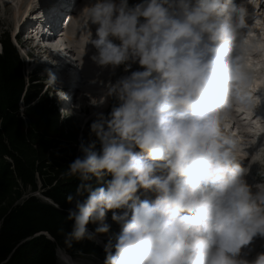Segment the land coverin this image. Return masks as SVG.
I'll return each mask as SVG.
<instances>
[{
    "label": "clouds",
    "instance_id": "9594fccd",
    "mask_svg": "<svg viewBox=\"0 0 264 264\" xmlns=\"http://www.w3.org/2000/svg\"><path fill=\"white\" fill-rule=\"evenodd\" d=\"M246 15L236 0H96L88 7V23L97 26L90 59L112 74L123 65L130 75L109 82L94 103L119 101L107 116L94 114L96 141L81 143L83 155L65 173L79 180L75 197H66L75 199L68 247L108 233L111 210L121 232L114 253L105 245L104 264H264V253L240 258L264 238V184L255 193L247 185L238 142L224 127L234 108L255 107ZM135 64L143 70L131 71ZM109 174L107 187L93 191L92 179ZM141 189L154 192V202L141 200Z\"/></svg>",
    "mask_w": 264,
    "mask_h": 264
},
{
    "label": "trees",
    "instance_id": "16d2710c",
    "mask_svg": "<svg viewBox=\"0 0 264 264\" xmlns=\"http://www.w3.org/2000/svg\"><path fill=\"white\" fill-rule=\"evenodd\" d=\"M0 44V264H57V247L70 255H100L94 241H73L71 247L65 243L74 223L67 219L68 212L75 207V199L68 203L66 197H75L79 183L65 173L83 155L81 143L87 146L96 137L89 127L82 130L71 120L61 121L59 110L41 95L43 86L34 84L37 78L26 80L10 35L3 33ZM38 178L52 204L34 196L18 204L22 189L37 191ZM87 195L76 199L83 201Z\"/></svg>",
    "mask_w": 264,
    "mask_h": 264
},
{
    "label": "rangeland",
    "instance_id": "374dc122",
    "mask_svg": "<svg viewBox=\"0 0 264 264\" xmlns=\"http://www.w3.org/2000/svg\"><path fill=\"white\" fill-rule=\"evenodd\" d=\"M118 2V0H117ZM141 0H129V5H135L137 3H140ZM96 3V0H76L75 4H71L70 5V9L73 10H78L80 11V13L82 14L81 17L80 15L75 16L74 18L72 17V21L70 22V27H71V23H74L76 25H81V30L82 28L86 31H89L91 37L92 35H94L93 33L96 32V25H90L88 23V17H87V13H88V7L92 4ZM65 8V5L62 4V2L60 0H0V36L4 33L5 35L8 34L10 35L11 38V42L13 43V46H15V48L17 49L22 63H23V67H24V75L27 81L31 80V78L33 77V75L37 78V82H35L34 84H38V85H42L43 86V90H42V94L46 97H48V100L50 101V103H52L57 110H59L61 108L58 107V101H59V97L58 95L60 94V92L65 88L64 86L59 85H55L52 84L55 82V79H58L59 81H63V79H65L66 83L67 81H70L72 78V73L70 72V77L69 78H65L62 77V80H60L59 78V74L55 73V66H45L48 67L47 71L45 72H41V71H37L38 69H43V64L45 63L46 58H44L45 52L41 51L42 53V57L36 58L35 55L32 54V52L30 51L33 43V41H26V37L23 36V38H20L18 41H16V35L18 34L17 31L19 30H25V29H29L31 27H36V26H40V27H47V25H53L54 27H61L64 26V23L66 21L67 18H64L66 14H63L62 11ZM80 9V10H79ZM86 13V15H83L84 13ZM51 14H54L55 16L51 17ZM70 15V14H69ZM51 17V18H50ZM64 18V19H63ZM63 19V21H62ZM70 20V19H69ZM8 22V23H6ZM62 28V27H61ZM77 28V26H76ZM94 30V32L92 31ZM48 32V36H50V40L51 43H53V41L55 40V42L58 44H52V46L55 48L56 46L61 48L62 45H67L69 47V44L71 46L74 47V53L67 51L66 53L69 55V57L71 59H74L76 61H81L86 62L87 64H91L94 65L95 63L90 59V55H93L95 52V49L92 47L91 44H89V40H87L86 38H82L80 40V42H78L80 44V47L77 46V44L72 43L73 39L69 40L68 38H62L59 37L57 34V31L55 30V32ZM56 37V39H55ZM67 40V42H65L64 40ZM114 43H119V41L113 40ZM257 43V42H256ZM256 43L254 44V46L256 45ZM37 48V47H36ZM58 48V49H59ZM0 52H1V47H0ZM31 52V53H30ZM88 54V55H87ZM80 58H79V57ZM76 57V59H75ZM254 58V57H253ZM253 58H251L253 60ZM250 59V60H251ZM255 59V58H254ZM48 65V64H47ZM59 66L57 65L56 68H58ZM92 69V73L96 76H91V79H103L106 82V85H108L109 82L111 83H115V81L121 77V76H126V75H130V72H125L124 71V66H120L115 74H112L109 70H101L97 65L94 66ZM135 70H143L142 68H140V66L138 64L133 65V68L131 69V71H135ZM55 71V72H54ZM52 72H54L53 74H51ZM89 72V70H88ZM50 74L51 76L54 77V80L52 81L50 79ZM98 76V77H97ZM255 77V76H254ZM257 77V76H256ZM264 77V76H263ZM111 78V79H109ZM259 78V76L257 77ZM255 78V79H257ZM254 79V78H253ZM254 79V80H255ZM79 86H82L85 84V82H79ZM68 84V83H67ZM59 86H61V90H59ZM68 86V85H67ZM100 86V87H98ZM83 88V87H82ZM81 88V91H82ZM104 88V89H103ZM67 90V89H66ZM107 90V86L103 85H96L95 86V90H93L92 94L89 95L90 98H88L87 96H85V93L83 92V104H84V109H86V114L81 113L79 114L78 112L75 113V115H63L61 114L60 110L59 113L61 114V121L65 122L66 120H71V123L73 124V126L78 127L80 129H85L87 127L90 128V125L92 123V121L96 118L95 117V113L98 112H103L105 115L107 114V112L109 111V107L114 106L116 104L119 103V101L117 100V98L115 96L109 97L107 99V103L105 106H101V107H97L95 106L94 103H96V101L99 100V98L105 94ZM72 97V95H71ZM75 97V96H74ZM75 99L77 100V102H81L82 100L78 99L75 97ZM232 124V121H231ZM237 126V125H236ZM233 125L230 127V130H232L235 133L237 131H241V129L237 130V127ZM235 128V129H234ZM229 130V129H228ZM79 143H81V136H79ZM138 151H140L138 149ZM264 155V153H262ZM249 156V155H248ZM253 156V155H251ZM262 156L258 155L254 156L252 158H261ZM240 163V161H239ZM253 173H250V175H252ZM264 174V172L262 173V175ZM261 175V176H262ZM256 178V183L253 185L254 187H257L258 185H260V180L262 178H260L258 176V172H256L253 175ZM111 179V175L109 177H103L102 179H96L94 177L93 181L95 182V187L94 190L100 188V187H107L106 181ZM39 178H38V183H37V191L33 192L31 190V188H27V189H22L23 190V197L21 200H18V204L21 203L22 201L30 198V197H37L38 199H40L43 202H46L48 204H52L51 200H48L47 198L44 197L43 192H45L44 190H42V185L39 182ZM249 184L254 183V178H248L246 180ZM264 184L263 182H261V185ZM140 194L139 195L141 198V200L146 199L148 197H150V192H145L144 189L140 190ZM143 195V196H142ZM154 195V194H153ZM152 197H155V195ZM105 222L107 224L110 225V230L108 233H101V234H97L94 240H89V241H94V243H96V245H98L102 251V253H100V255H84V254H73L70 255L68 252H66L65 250L63 251V249L58 248L55 250V255H56V261L57 264H104V260L106 257V253H105V245L109 244V242H111L112 245V251L114 253L115 251V244L117 242V237L119 235V233L121 232V226L119 224H117L116 222H114L112 220V211L109 210L106 214V220ZM88 230L90 232L94 231L96 225H93L91 223H89V225L87 226ZM46 236V238L48 240H50L51 242L54 241V239H52V237L45 233L44 234ZM245 249H242L244 252H257L259 251L257 254L259 253H264L262 252L263 250H260V248L264 249V238L259 237L258 242H256V240H254L253 243H251L250 245L244 247ZM256 254V256H257ZM255 256V257H256ZM255 259V258H253ZM251 259V260H253ZM250 260V261H251ZM8 261V260H7ZM4 262L5 263H7Z\"/></svg>",
    "mask_w": 264,
    "mask_h": 264
},
{
    "label": "bare ground",
    "instance_id": "6f19581e",
    "mask_svg": "<svg viewBox=\"0 0 264 264\" xmlns=\"http://www.w3.org/2000/svg\"><path fill=\"white\" fill-rule=\"evenodd\" d=\"M254 8V6L253 5H250L249 6V10H251V9H253ZM84 13V12H83ZM247 13H249V12H247ZM83 15H86V13H84ZM72 18V17H71ZM70 18V20L68 21L69 22V24H70V22L72 21V19ZM6 23H8V22H6ZM75 24L74 23H71V27L68 29V30H70V31H73L74 30V32H75V34H77V38H69V40L70 39H73V42L72 43H75V44H77V46L78 47H80V44L78 43V42H80V40L82 39V38H86L87 40H90V38L91 37H89V36H91L89 33V31H86L85 30V28L83 29L82 28V30H81V25H76L77 26V28H76V26H74ZM45 29H47L49 32H55V30L56 29H58V27H54L52 24L51 25H47V27L45 28ZM262 29H260V30H258V31H261ZM93 32H94V30H92ZM93 36H95V34L94 35H92V38L93 39H95L96 37H93ZM252 36H257L258 37V42L256 43V45L254 46V51H257V50H259V60L260 61H258V62H262V66H264V43L262 42V41H264V32L263 33H259V32H257L256 30H255V32L253 33L252 32ZM47 38H49L48 36H47ZM55 39H56V37H55ZM247 41H250V39H248ZM49 44L51 43V40L49 39ZM56 42H55V40L53 41V43L52 44H55ZM51 44V45H52ZM57 44V43H56ZM58 45V44H57ZM63 47H65V45H62L61 46V48H63ZM52 48L53 49H55L56 51H59L61 48H59V47H53L52 46ZM59 48V49H58ZM31 52H32V54L33 55H35L36 56V58H41L42 57V53L40 52V50H37L36 48H31V50H30ZM67 51H69V53L70 52H72V53H74V47L73 46H71L70 44H69V47L67 46V50H65V52H67ZM30 52V53H31ZM64 55V54H63ZM88 55V54H87ZM64 57H65V55H64ZM90 57H91V55H90ZM254 58H256L255 56H253ZM248 58H250V57H248ZM247 57H245L244 58V61H245V64H246V66L247 67H249V63H247L248 61H249V59H248ZM253 58V59H254ZM52 59V58H51ZM248 61H247V60ZM257 59V60H258ZM252 60V59H251ZM76 62H78V61H76ZM59 67L58 68H60V65L59 64H57ZM94 66H96V64H94V65H91V64H88V70H89V72H87V77H85L84 78V81L83 82H85V84L83 85V88H82V91L85 93V96H87L88 98H90L89 97V95L90 94H92V92H93V90H95V86L96 85H103V87L104 86H107L106 85V82L103 80V79H91L92 77L91 76H93L94 74L92 73V69L91 68H93ZM123 66V65H122ZM57 71V70H56ZM60 72H62L61 70H60ZM251 73H254V72H252L251 71ZM72 75H74V77L73 78H71V80L69 81L71 84H80L79 82H81V77H80V75H79V73L78 72H74V73H72ZM259 76V78H257V79H255V80H257V83L258 84H261L260 86H259V89L257 90V87L255 88V90H253V93L254 94H257V93H264V77L263 76H260L261 75V73H257V74H255V75H253V76ZM60 76H62V75H60ZM59 76V77H60ZM94 76H96V75H94ZM98 77V76H97ZM109 79H111V78H109ZM63 81H65L64 79H63ZM92 81H95V83H92ZM52 84H55V85H57L58 83L57 82H54V83H52ZM68 84H66L65 85V90H62L61 92H60V94H61V99L60 100H64V102H65V104H67V103H69L68 102V98H71V95H73V89L71 88V89H69L68 88V86H67ZM61 86H59V88H60ZM98 87H100V86H98ZM67 89V90H66ZM104 89V88H103ZM59 90H61V88L59 89ZM259 91V92H258ZM59 94V95H60ZM234 121L235 123L233 124V127L234 126H236L237 127V130L239 129V128H241V126H240V121L238 120V118H237V120H234V119H230V122L231 121ZM243 122H245L246 120H249L248 118H244L243 117ZM251 121V120H250ZM248 124H251V125H253V128H251L252 129V131H259L258 129H256V124L254 123V122H252L251 121V123H248ZM258 125H259V123H258ZM224 127H226V123H225V125H224ZM232 128V127H231ZM235 129V128H234ZM232 130H230V127H229V131H228V133H230L233 137H235L236 138V140H237V142H238V149H237V154H238V156L240 157L239 158V161H240V165H241V167L242 168H245L248 164H249V162H245L244 160H246V158L247 157H250V156H248V155H253V157L254 156H257L258 157V155H260V156H262L260 153H256L255 151H258V150H260V148L264 145V141L262 142L261 141V137L259 136V135H254V134H252L250 131H248V130H246V129H243L242 131H237V134H234L233 132H231ZM235 132H236V130H235ZM253 135V136H252ZM256 136H258V137H256ZM255 137V138H254ZM257 138H258V140H257ZM252 157V156H251ZM252 163H254V162H252ZM249 178H251V177H249ZM261 182H263L264 183V174L262 175V179L260 180ZM255 188L256 187H254V186H251L250 187V189L252 190V192L253 193H255L256 191H258V190H255ZM137 195H141L140 194V191L137 193ZM154 195H156L155 193H154ZM153 195V196H154ZM143 196V195H142ZM141 198V197H140ZM156 198V196L155 197H152L151 196V199H155ZM146 199H148V200H150V197H148V198H146ZM120 234V233H119ZM254 240V239H253ZM255 240H256V242H258V240H259V236H257L256 238H255Z\"/></svg>",
    "mask_w": 264,
    "mask_h": 264
}]
</instances>
